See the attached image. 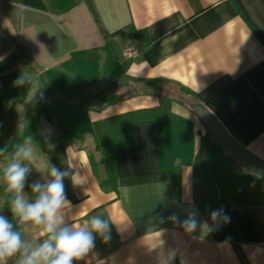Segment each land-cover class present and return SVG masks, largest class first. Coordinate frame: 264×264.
<instances>
[{
  "label": "crops",
  "instance_id": "crops-1",
  "mask_svg": "<svg viewBox=\"0 0 264 264\" xmlns=\"http://www.w3.org/2000/svg\"><path fill=\"white\" fill-rule=\"evenodd\" d=\"M17 46L39 69L35 93L18 111L27 115L32 106L33 122L49 108L82 132L71 138L37 117L61 169L73 160L83 181H64L71 202L60 212L64 223L79 228L102 215L110 224V239L97 235L95 248L73 264H264V203L234 206L214 188L215 210H222L214 221V210L202 213L193 200V163L207 131L191 107L200 103L264 159V0H85L60 13L0 0V59ZM106 96L112 99H99ZM162 98L167 116L159 131ZM135 111L129 145L111 154L114 186H103L106 170L89 129ZM9 150L2 160L14 155ZM42 153L47 162L26 161L29 184L49 179L43 168L53 163ZM5 166L0 214L11 218ZM189 219L198 221L193 231L185 228ZM21 230L33 248L47 238L42 226Z\"/></svg>",
  "mask_w": 264,
  "mask_h": 264
},
{
  "label": "trees",
  "instance_id": "trees-1",
  "mask_svg": "<svg viewBox=\"0 0 264 264\" xmlns=\"http://www.w3.org/2000/svg\"><path fill=\"white\" fill-rule=\"evenodd\" d=\"M12 1L31 8L49 9L51 12L60 13L85 0H48L49 7H47L45 0ZM105 46L110 55L112 71L117 74L120 70L113 49L108 42H106ZM21 61L23 65L28 67L27 70L31 71L27 52L22 46H17L9 55L7 54L6 57L0 59V126L4 125L7 130L14 129L20 124L22 115L18 113L19 116H16L15 107L25 101L26 91L28 90L26 79H24L25 82L23 84L17 85L14 83L19 77L25 78V72H23L22 68L8 70L11 65ZM99 99L111 100L112 98L106 96ZM39 115H43L46 120L56 124L62 133L71 138L79 137L82 133L67 125L49 108L41 109L38 112ZM139 115L140 112L137 111L125 113L114 119L94 122L92 128L89 129L95 138L96 148L101 152V161L106 170L107 178L102 181L103 186L108 185L113 188L115 170L111 154L119 145H129L131 139V128L129 126L132 124L131 120ZM166 116L167 101L162 98L156 117L157 126H160L159 131H162L165 127ZM37 117L29 127L27 136H31L32 142L49 157L54 165L61 168L58 161L51 155L47 143L37 132ZM197 150L195 162L193 163L192 189L193 200L200 212L206 213L218 207L219 201L214 188L219 189L221 194L234 206L264 203V177L261 178L242 170L235 160L226 155L223 149L207 133L201 136L200 146ZM30 185L27 179L25 187L28 194H31Z\"/></svg>",
  "mask_w": 264,
  "mask_h": 264
},
{
  "label": "clouds",
  "instance_id": "clouds-1",
  "mask_svg": "<svg viewBox=\"0 0 264 264\" xmlns=\"http://www.w3.org/2000/svg\"><path fill=\"white\" fill-rule=\"evenodd\" d=\"M24 82L23 77L14 81L17 85ZM31 141L32 137L29 136L25 143L17 146L3 169L6 191L11 194L8 206L11 218L0 214V264H8L13 258L14 264H73L95 248L97 235L103 237L105 242L110 239V224L102 215L91 216L79 228L64 223L60 212L71 205L64 181L71 179L73 185L83 182L79 179V173L74 171L73 160L66 161L64 169L48 163L43 169L48 172L49 179L45 182L34 181L30 185L31 194L24 192L31 168L22 161L34 158ZM50 148H54V145L50 144ZM221 216L222 210L212 212L214 221ZM222 218L230 220L227 215ZM197 224L195 219L184 222L188 231L195 230ZM30 225L42 226L47 235L35 248L22 235L21 228L27 230Z\"/></svg>",
  "mask_w": 264,
  "mask_h": 264
},
{
  "label": "water",
  "instance_id": "water-1",
  "mask_svg": "<svg viewBox=\"0 0 264 264\" xmlns=\"http://www.w3.org/2000/svg\"><path fill=\"white\" fill-rule=\"evenodd\" d=\"M191 107L206 127L207 133L223 149L226 155L232 157L246 172L259 177L264 176V159L250 152L230 136L213 114L200 103H193Z\"/></svg>",
  "mask_w": 264,
  "mask_h": 264
},
{
  "label": "rangeland",
  "instance_id": "rangeland-1",
  "mask_svg": "<svg viewBox=\"0 0 264 264\" xmlns=\"http://www.w3.org/2000/svg\"><path fill=\"white\" fill-rule=\"evenodd\" d=\"M45 3L47 5V7H49L48 0H45ZM14 50H15V48L12 51H14ZM12 51H10V52H12ZM10 52H8L7 54L9 55ZM7 54L4 57H6ZM4 57H2L1 59H3ZM27 59L29 62V66L31 67V71L27 70L28 67L23 65L22 61L14 64V65H11V67L8 70H15V69L20 68V67L22 68L23 72H25V78L24 79H26V84H27V88H28V90L26 91L27 92L26 98H27L28 92L30 93L29 98H32V94H34L35 93L34 91L36 90L35 84H34V78L39 77L38 73H37L39 69L36 67L37 66V65H35L36 63L30 59L28 54H27ZM28 76H31L29 78V82H30V84L32 83V88H31L32 91H29V85H28V79H27ZM26 98H25V100H26ZM22 103H20V104H22ZM33 103L36 105H39V103H42V99H40L38 97ZM20 104H18V105H20ZM18 105L15 107V110L17 113L16 116H19L18 113L20 115H22V111L21 110H20L21 112L18 111ZM31 110H33L32 106L30 107V112H27V115H24L21 117L20 124L16 128L7 130L4 125L0 126V153H1V150L6 151V149H9V148H10V150H9L10 152H12V151L15 152V150H16L15 147H17L18 143H20L22 141L25 143V140H27L26 136H27V132H28V128H29V123L32 122L31 116L33 113L31 112ZM30 147H32V149H33V156H34L33 160H40L41 162H47V160L44 157L45 155L38 149V147H36V145H34L32 143V141H31ZM6 155L7 154L0 157V165H2L4 163L7 164L9 162V159L5 160V161L2 160V159H4L3 157H6ZM22 163L26 164V161H22ZM24 192L26 193L25 189H24Z\"/></svg>",
  "mask_w": 264,
  "mask_h": 264
}]
</instances>
